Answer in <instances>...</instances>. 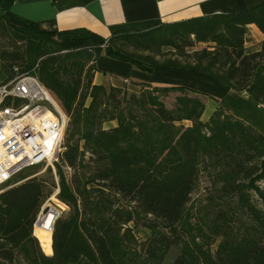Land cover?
<instances>
[{"label": "trees", "instance_id": "16d2710c", "mask_svg": "<svg viewBox=\"0 0 264 264\" xmlns=\"http://www.w3.org/2000/svg\"><path fill=\"white\" fill-rule=\"evenodd\" d=\"M14 2L0 0V35L10 39L0 45V73L6 80L15 66L37 73L61 101L70 115L61 159L74 172L67 178L57 164L58 185L36 175L0 194V264H14L17 252L21 264H163L168 249L187 235V205L204 166L215 175L208 201L220 203L219 243L203 261L182 252L170 264H264V134L219 105L202 121L205 104L188 96L197 91L186 86L152 87L182 93L172 109L143 90L126 108L118 101L112 110L111 94L121 88L93 83L95 62L104 54L149 73L174 69L209 78L224 94L246 91L264 109V42L254 52L245 46L248 25L264 33V2L108 38L86 28L45 31L14 14ZM199 43L208 46L198 49ZM183 119L192 125H175ZM113 120L118 125L104 129ZM58 186L56 197L69 211L55 220L49 256L33 230ZM139 211L164 229L146 222L153 236L141 251L129 227Z\"/></svg>", "mask_w": 264, "mask_h": 264}, {"label": "crops", "instance_id": "0c3cea01", "mask_svg": "<svg viewBox=\"0 0 264 264\" xmlns=\"http://www.w3.org/2000/svg\"><path fill=\"white\" fill-rule=\"evenodd\" d=\"M263 2L264 0H15L11 11L35 22L45 31L86 28L108 38L119 33L145 31L163 23L180 22L209 14L239 12ZM248 26L252 33L256 31V36L261 35L255 24ZM262 36L264 38V34ZM150 77L155 79L150 81ZM129 81L182 85L206 93L220 103L234 92L250 97L246 91L230 90L224 94L220 86L211 79L188 71L156 69L149 73L129 62L104 54L99 56L93 72L94 84L109 88ZM261 106L257 104V108L263 109ZM224 110L263 133L247 117L232 109Z\"/></svg>", "mask_w": 264, "mask_h": 264}, {"label": "rangeland", "instance_id": "374dc122", "mask_svg": "<svg viewBox=\"0 0 264 264\" xmlns=\"http://www.w3.org/2000/svg\"><path fill=\"white\" fill-rule=\"evenodd\" d=\"M248 26V33L246 35V50L250 52L258 51L262 48L264 38L262 34H264L261 31L256 36V31L253 33L249 29ZM261 32V33H260ZM10 39L6 36L0 35V45L5 44L9 42ZM17 42V41H12ZM18 47H22L23 44L21 42L18 43ZM208 44L206 43H199L197 44L198 49H202L207 47ZM170 50L169 47H165L164 51ZM88 66L86 67V70L88 69ZM83 75H86V71H84ZM7 79V75L3 72L0 73V80L4 81ZM133 79V78H132ZM150 81L155 78H148ZM134 80V79H133ZM164 85V84H159ZM151 88H148L144 85H140L137 82L129 81L126 83H123L120 86H117L118 88H121V90H115L111 94V105L110 108H114L116 106L118 101L122 102L121 108H126L128 101L131 99L132 95L141 96L144 91L148 92H156L155 95H157L160 100H163L165 105L172 109L177 106V97L180 96L182 93L179 91H171L169 93L166 92H160V91H153L152 87H156L157 85L150 84ZM110 88V87H109ZM189 88V87H188ZM192 89V88H191ZM51 91V90H50ZM197 91V90H196ZM52 92V91H51ZM53 94V92H52ZM54 95V94H53ZM188 96H191L192 98H198L200 101H202L205 104V111L202 115V121H208L214 110L216 109V106L219 105L223 109H232L234 112H237L249 119L253 125H256L258 128L261 129V131L264 133V109L257 108L256 102L251 99V97H248V95H242L240 93H232L227 96L224 100L219 102L216 98H213L212 96H208L206 93L197 91L194 92H187ZM56 100L58 101L59 105L62 107L64 112L68 115V124L67 128L69 126L70 122V115L67 113L65 108L63 107L61 101L54 95ZM261 106V104H259ZM263 107V106H261ZM118 125V122L116 120L113 121H107L104 123L103 127L104 129H110L114 128ZM176 126L185 129L192 125V122L187 119H183L180 121H177ZM67 128L66 133L64 136V143L63 145H66L67 141ZM84 144V141H81V145ZM90 154L87 152L85 160L89 161ZM62 167V170L64 171L67 178H71L74 170L70 168L67 164H65L62 159L58 163ZM56 167V171H57ZM42 176L45 177L47 180L54 181L57 185V183L60 180L59 173L57 172V176H55L53 169L51 167L44 170L42 166H37L33 168H28L24 172L20 174L18 179L22 182L26 181L31 176ZM214 171H212L211 167H202L201 172L199 174L198 182L196 185L195 190L193 191L191 195V199L187 205L188 209V227H187V235L180 237L178 239V242L173 244L165 254V259L163 264H170L174 261L176 256L181 254L182 252H186L189 254L191 259H193L196 262H200L204 260V256L210 253V256L214 255V252L216 250V247L219 243V236H217L215 231V224L218 221L217 215L218 214V207L220 203L214 204L209 203L208 197L213 192L212 183L214 180ZM20 183V184H21ZM260 186L264 188V181L259 182ZM58 188L54 190L55 194L57 192ZM52 194V195H53ZM51 195V196H52ZM51 196L48 198V200L45 202H49L50 204H54V206L60 211V215L62 213H67L69 211V207L65 204H61L57 197L50 201ZM120 204L125 206H131L133 207L135 203H132L129 205V203L125 201H121ZM45 205V204H44ZM234 207V206H233ZM158 223L159 229H163L160 225V222L155 219L152 215H146L141 213L139 211V215H136V221L131 222L129 224V227L132 230V234L134 236L133 245L138 248V250H142L140 244L149 238L153 236V232L145 226L146 222L153 221ZM164 230V229H163ZM18 257L14 264H21L22 262L21 257L19 255V252H17ZM45 254V253H44ZM47 255V254H46Z\"/></svg>", "mask_w": 264, "mask_h": 264}, {"label": "built area", "instance_id": "2783aa9c", "mask_svg": "<svg viewBox=\"0 0 264 264\" xmlns=\"http://www.w3.org/2000/svg\"><path fill=\"white\" fill-rule=\"evenodd\" d=\"M14 70L0 84V194L19 185L28 168L51 167L57 176L69 120L37 73Z\"/></svg>", "mask_w": 264, "mask_h": 264}, {"label": "bare ground", "instance_id": "6f19581e", "mask_svg": "<svg viewBox=\"0 0 264 264\" xmlns=\"http://www.w3.org/2000/svg\"><path fill=\"white\" fill-rule=\"evenodd\" d=\"M58 188V187H57ZM57 194H53L50 198V201H53L56 198ZM45 206L51 207V210L48 213V218L46 224H43V215H41L40 219L34 225V235L38 238L39 243L42 247V250L45 254L51 256L53 254V228H51V223L56 220L57 214L60 211L54 206V204H50L49 202L45 203Z\"/></svg>", "mask_w": 264, "mask_h": 264}, {"label": "water", "instance_id": "95a60500", "mask_svg": "<svg viewBox=\"0 0 264 264\" xmlns=\"http://www.w3.org/2000/svg\"><path fill=\"white\" fill-rule=\"evenodd\" d=\"M60 191V189H58V192ZM57 192V193H58ZM51 210V207H49V206H45V205H43V207H42V209H41V212H40V214H39V216H38V218H37V221L40 219V217H41V215H43V218H42V222H43V224L45 225L46 224V221H47V218H48V213H49V211ZM60 216V213H58L57 214V217H56V219L58 218ZM36 221V222H37ZM54 223H55V221H53V223H51V228H53L54 227ZM36 224V223H35ZM33 235H34V232H33ZM35 236V235H34ZM36 237V236H35ZM42 248V247H41Z\"/></svg>", "mask_w": 264, "mask_h": 264}]
</instances>
